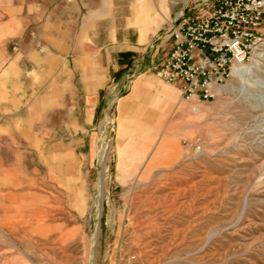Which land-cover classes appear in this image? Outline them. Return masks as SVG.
<instances>
[{
    "label": "rangeland",
    "instance_id": "rangeland-1",
    "mask_svg": "<svg viewBox=\"0 0 264 264\" xmlns=\"http://www.w3.org/2000/svg\"><path fill=\"white\" fill-rule=\"evenodd\" d=\"M211 1L109 0L105 37L97 30L95 39H107L111 57L120 54L128 68L121 91L101 102L86 128L93 150L88 157L84 145L77 167L29 147L36 152L44 139L48 152L68 136L56 113L34 125L37 133L6 125L24 111L17 108L24 101L6 99L8 91L25 86L3 84L16 39L5 35L0 5V264H264V26L256 52L213 100L158 110L155 102H165L146 96L126 130L116 131L115 103L140 73L150 70L178 90L156 74L164 52L155 50L156 30L174 13ZM155 10L160 23L141 39V19ZM119 141L139 154L135 162L145 161L136 180L113 179ZM102 143L105 157L97 153ZM56 162L61 170H52Z\"/></svg>",
    "mask_w": 264,
    "mask_h": 264
},
{
    "label": "crops",
    "instance_id": "crops-1",
    "mask_svg": "<svg viewBox=\"0 0 264 264\" xmlns=\"http://www.w3.org/2000/svg\"><path fill=\"white\" fill-rule=\"evenodd\" d=\"M108 2L109 0H0L1 7L7 12L2 20L6 26L5 35L16 39V45L12 48L13 55L8 57L6 80L3 84L25 86L23 91L17 93L8 91L6 99L24 101L17 107L23 105L24 111L22 115L6 122V125L21 123L23 126L20 129L28 132L32 128L31 131L37 133L33 130L34 125L40 124L47 114L54 112L60 117L61 126L64 127L62 133L68 134L50 143L52 146L48 147V152L44 150V139L37 144V153L33 151L35 147L29 146L33 148L32 153L41 158L46 154L56 158H71L69 165L79 166L84 145H87L88 157L93 150L91 140L84 136L86 128L90 129L89 124L102 109L101 102L110 104L122 89L123 72L128 68L127 61L121 59L120 54L114 59L111 57L107 39L102 38L98 42L95 39L97 30H100L99 35L105 37V23L102 21L105 19ZM156 13L155 10L141 19V39H149L158 27L160 22L155 24ZM109 32L110 28L108 34ZM100 61L101 64L98 63ZM22 66L25 69L23 80L20 78ZM152 75L150 70L140 73L128 91L118 97L115 103L117 135L126 130V124L131 122L129 118L136 114L142 98L146 96L165 102L161 108L155 102L158 110H165L169 106L187 109L192 98L188 102L182 101L175 87L160 84ZM195 103L196 101L192 102L191 109ZM79 116L83 118L81 123L77 119ZM178 119L170 126L173 131L178 127ZM42 131L54 132L53 128H44ZM118 143L113 163V179H138L145 161L135 162L139 154L132 152L129 147L121 146L120 141ZM103 149L108 150V146L102 143L97 151L100 157ZM52 168L55 171L61 170V164L56 162ZM35 170L37 167L33 166L32 171Z\"/></svg>",
    "mask_w": 264,
    "mask_h": 264
},
{
    "label": "built area",
    "instance_id": "built-area-1",
    "mask_svg": "<svg viewBox=\"0 0 264 264\" xmlns=\"http://www.w3.org/2000/svg\"><path fill=\"white\" fill-rule=\"evenodd\" d=\"M264 0H212L205 9L178 11L154 35L157 76L174 84L184 100H213L235 63L262 42Z\"/></svg>",
    "mask_w": 264,
    "mask_h": 264
},
{
    "label": "bare ground",
    "instance_id": "bare-ground-1",
    "mask_svg": "<svg viewBox=\"0 0 264 264\" xmlns=\"http://www.w3.org/2000/svg\"><path fill=\"white\" fill-rule=\"evenodd\" d=\"M264 45V44H263ZM262 48V47H261ZM257 49V48H256ZM259 49V48H258ZM256 51H254L253 53H255ZM241 64H245V63H243V62H240V63H235L234 65H233V67H232V69H231V74H237L239 71H240V69L241 68H237V66L238 65H241ZM242 70V69H241ZM223 89V88H222ZM191 100H195L194 98H192ZM107 151L108 150H105V149H103L101 152H100V155L102 156V157H105L106 156V154H107ZM105 159V158H104Z\"/></svg>",
    "mask_w": 264,
    "mask_h": 264
}]
</instances>
